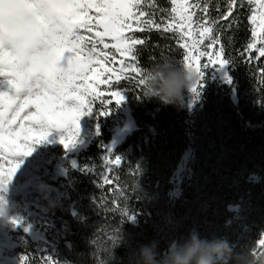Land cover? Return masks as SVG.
I'll list each match as a JSON object with an SVG mask.
<instances>
[{
    "label": "trees",
    "instance_id": "trees-1",
    "mask_svg": "<svg viewBox=\"0 0 264 264\" xmlns=\"http://www.w3.org/2000/svg\"><path fill=\"white\" fill-rule=\"evenodd\" d=\"M202 2L209 3L211 19L226 11V0ZM158 3L170 7V0ZM248 9L245 5L216 27L230 60L224 74L229 85L217 77L206 81L195 106L186 94L185 106L176 108L144 99L142 85L125 80L119 89L126 91L129 107H119L122 115L129 109L132 124L123 134L116 128L114 103L107 116L95 111L101 127L92 145L78 157L67 156L63 161L57 153L50 175L42 178L48 186H73L68 201L51 194L62 201V207L43 215L52 218L60 234L49 230L50 246L43 247L41 234L17 230L22 257L29 255L30 264H43L47 255L57 264H93L92 254L99 247H110L105 237L117 234V229L121 239L113 247L116 264H135L136 249L154 239L164 252L193 228L202 237L227 239L237 251L247 243L258 244V237H264V77L259 75L264 58L249 61L243 55L251 42ZM137 35L149 41L138 46L144 75L161 58L182 59L172 34L152 30ZM109 149L124 160L109 175L112 184L100 187L96 169L106 166ZM183 162L186 165L179 174ZM113 197L115 203L123 200L134 220L122 217L114 206L109 211L106 205Z\"/></svg>",
    "mask_w": 264,
    "mask_h": 264
},
{
    "label": "snow or ice",
    "instance_id": "snow-or-ice-1",
    "mask_svg": "<svg viewBox=\"0 0 264 264\" xmlns=\"http://www.w3.org/2000/svg\"><path fill=\"white\" fill-rule=\"evenodd\" d=\"M226 5L224 13L211 19L210 5L202 0H170V7L158 0L148 4L145 0H0V203H7L8 186L21 167V158L31 156L54 130L64 133L60 143L71 151L82 143L83 117L94 111L107 116L113 103L121 104L126 92L119 89L123 81L144 83L138 46L149 41L137 33L172 34L182 50L180 62L198 75L193 89L197 98L204 69L230 64L216 35L217 25L245 5L249 6L251 42L243 55L249 61L264 58V0H226ZM253 52L258 55L253 57ZM205 58L207 62L202 63ZM259 75L264 77V66ZM102 84L107 91L100 90ZM104 159L100 187L112 184L109 173L124 160L111 149ZM72 166L76 167L75 161ZM115 200L107 202L109 211L114 206L122 217L134 220L123 200ZM11 223L19 225L21 220L13 217ZM115 231L105 237L111 247L121 239L119 230ZM107 249L99 247L95 254ZM253 253L258 259L264 256V237L253 243ZM31 259L25 255L21 262L30 264ZM43 264L57 261L47 255Z\"/></svg>",
    "mask_w": 264,
    "mask_h": 264
},
{
    "label": "rangeland",
    "instance_id": "rangeland-1",
    "mask_svg": "<svg viewBox=\"0 0 264 264\" xmlns=\"http://www.w3.org/2000/svg\"><path fill=\"white\" fill-rule=\"evenodd\" d=\"M85 36H88V33H84ZM111 43V41H106ZM208 41H205L203 48L206 49ZM113 55L117 56L119 59V55L115 53L114 50H111ZM207 62L206 58L202 60V63ZM118 66V65H117ZM227 70V66L225 68H220L217 66H209L208 68L204 69V82H212L213 80L217 79L222 84H227L228 82V75H224ZM219 74V78H218ZM229 85V84H227ZM224 88V87H222ZM101 91H107L105 85L100 86ZM115 90V89H113ZM224 90H222L223 92ZM126 94V92L124 93ZM128 98L125 95V100L119 104V106H123L124 108H128ZM198 98L194 96V94H190V101L191 104L195 106L197 103ZM114 116L120 119V115L117 111L114 112ZM118 119V121H119ZM117 121V122H118ZM115 124V123H113ZM81 140L82 143L77 144V146L72 149L71 151H67L63 144L60 143V137L64 135V133L60 130H54L51 135L48 137V141L43 144L35 146V150L33 151L31 156L22 157V164L20 169L18 170L16 176L14 177L12 183L8 186V192L6 194V199L9 204L10 211L7 214L6 219L0 218V239H1V254H0V264H5L7 260V250L13 248L14 245L17 243L15 237L17 236L15 232L17 230L23 231L24 229H31L34 230L36 233L41 234L44 237V242L40 243L43 247H49V230L56 232L59 236L60 232L58 227L52 221V218H46L42 216L47 212H50L49 208L47 207L46 201L42 198L44 193H50L55 195L59 198L68 201L70 189L73 187L72 185H61L59 184H52V186H48L47 184L43 183V175L44 173L50 174L49 166L53 164V162L60 154V161H63L67 158V156L75 155L78 157L84 151H86L89 146L92 145L93 141L99 136L97 135V128H99L100 134V125L98 117L96 113H92L91 115L85 116L81 120ZM39 148H43L44 150H40ZM49 153V154H48ZM186 157V161H187ZM186 162H183V165L179 169V174L182 172L183 168L185 167ZM105 166L96 169V174L102 178V174L104 172ZM117 169V168H115ZM114 169V170H115ZM41 171V172H40ZM43 171V172H42ZM95 173V172H94ZM111 173H109L110 175ZM30 192L40 193L37 194H29ZM9 196V197H8ZM10 197H19L22 201L17 200L18 198H10ZM59 200V199H58ZM73 201V200H72ZM71 201V202H72ZM30 209H33L32 212ZM27 210V211H26ZM30 212V217H26V213ZM26 214V215H25ZM36 215V219L34 217ZM42 216V217H41ZM18 218L21 220L19 225H13L11 223V218ZM50 221V222H49ZM14 238V239H13ZM22 257L20 256H8V259H11L9 264H17V261L21 260ZM3 259V261H2Z\"/></svg>",
    "mask_w": 264,
    "mask_h": 264
},
{
    "label": "clouds",
    "instance_id": "clouds-1",
    "mask_svg": "<svg viewBox=\"0 0 264 264\" xmlns=\"http://www.w3.org/2000/svg\"><path fill=\"white\" fill-rule=\"evenodd\" d=\"M198 83L197 73L183 63L172 58H161L146 71L144 77L143 98L156 100L165 106L182 108L186 94H193ZM49 210L62 207L50 193L42 197ZM10 211L8 202L0 203V218L7 217ZM93 264H116L117 257L113 247L99 255L95 253ZM135 264H264V256L259 259L253 253V244L243 245L235 250L227 239L219 236L202 237L193 228L188 235L170 243L166 251L161 252L158 240L141 244L135 253Z\"/></svg>",
    "mask_w": 264,
    "mask_h": 264
},
{
    "label": "bare ground",
    "instance_id": "bare-ground-1",
    "mask_svg": "<svg viewBox=\"0 0 264 264\" xmlns=\"http://www.w3.org/2000/svg\"><path fill=\"white\" fill-rule=\"evenodd\" d=\"M0 254H1V239H0Z\"/></svg>",
    "mask_w": 264,
    "mask_h": 264
}]
</instances>
